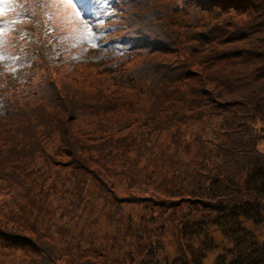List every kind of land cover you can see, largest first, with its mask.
Masks as SVG:
<instances>
[{
  "label": "trees",
  "instance_id": "1",
  "mask_svg": "<svg viewBox=\"0 0 264 264\" xmlns=\"http://www.w3.org/2000/svg\"><path fill=\"white\" fill-rule=\"evenodd\" d=\"M130 1V70L16 78L0 247L45 264H208L221 244L210 264H264L249 227L264 225V0ZM100 219L116 230L98 235Z\"/></svg>",
  "mask_w": 264,
  "mask_h": 264
},
{
  "label": "rangeland",
  "instance_id": "2",
  "mask_svg": "<svg viewBox=\"0 0 264 264\" xmlns=\"http://www.w3.org/2000/svg\"><path fill=\"white\" fill-rule=\"evenodd\" d=\"M115 1L117 0H100L97 3L96 0H75L76 6L68 0H8L6 3H0V21L3 22L0 24V66L5 68L17 66L14 70L15 77L10 75L3 77L15 80L17 85L19 84L16 77L19 76H29L31 83L41 82L45 79L44 68L52 66L46 59V54L55 49L58 53L49 52L47 58L50 60L58 56V59L73 61V64L67 61L56 63L63 66L60 69L61 73L70 69L72 77L80 75L88 80H96L101 75H108L110 71H117L119 68L130 70L131 63L128 60L122 62L120 60L126 54H135L137 51L136 44H133V39L130 37L134 28L125 29L122 15L117 28L109 24L101 28L109 19H115L112 12ZM125 2L131 1L125 0ZM131 3L135 5L134 9L139 11L136 3ZM113 6L118 7L117 11H122L120 5ZM78 9L82 10L81 15H77ZM19 13H23L26 17H18ZM255 16L233 14L236 20L245 23ZM129 20L130 16L127 15V21ZM84 22L87 24L89 22L90 25L85 26ZM35 25H40L39 30H34ZM254 36L261 42L264 41V29L261 30V25ZM130 46L134 48L131 47L128 51ZM254 65L258 67V61H254ZM51 70L54 72L57 69ZM54 76L57 77V74ZM117 77L116 75L112 79L118 81ZM17 88L18 86L0 84V110ZM36 89L35 87L33 90ZM259 148L264 151V141ZM142 206H130L126 210H140ZM249 227L259 234L260 239H264V225L258 228L250 223ZM96 229L98 235L116 230L107 219H100ZM218 240H220L219 235ZM216 248L211 257L209 256L208 264L217 254L224 251L221 244H217ZM118 253L119 249L116 248L111 255ZM21 259H26L27 264L30 261L45 264V259H39L32 250L8 251L0 247V264H19Z\"/></svg>",
  "mask_w": 264,
  "mask_h": 264
},
{
  "label": "snow or ice",
  "instance_id": "3",
  "mask_svg": "<svg viewBox=\"0 0 264 264\" xmlns=\"http://www.w3.org/2000/svg\"><path fill=\"white\" fill-rule=\"evenodd\" d=\"M6 2H8V0H0V3H6ZM68 2H69V3H74L75 0H68ZM96 2L99 3L100 0H96ZM77 7H78V5H77ZM81 14H82V10H79V9H78V11H77V15H81ZM2 23H3V22L0 21V24H2ZM89 35H91V33H89Z\"/></svg>",
  "mask_w": 264,
  "mask_h": 264
}]
</instances>
